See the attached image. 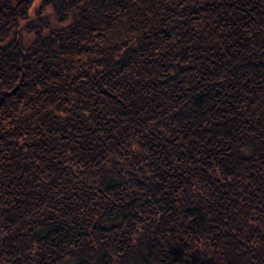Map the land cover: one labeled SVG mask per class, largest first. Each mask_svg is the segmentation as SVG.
I'll list each match as a JSON object with an SVG mask.
<instances>
[{
  "label": "trees",
  "instance_id": "trees-1",
  "mask_svg": "<svg viewBox=\"0 0 264 264\" xmlns=\"http://www.w3.org/2000/svg\"><path fill=\"white\" fill-rule=\"evenodd\" d=\"M32 1H0V264H264V0Z\"/></svg>",
  "mask_w": 264,
  "mask_h": 264
},
{
  "label": "rangeland",
  "instance_id": "rangeland-1",
  "mask_svg": "<svg viewBox=\"0 0 264 264\" xmlns=\"http://www.w3.org/2000/svg\"><path fill=\"white\" fill-rule=\"evenodd\" d=\"M39 3H40V0H33L32 1L31 5L27 9V15L29 16V18L31 17V19H32L34 17L35 9L39 5ZM29 18L26 21H23V22L27 23Z\"/></svg>",
  "mask_w": 264,
  "mask_h": 264
},
{
  "label": "flooded vegetation",
  "instance_id": "flooded-vegetation-1",
  "mask_svg": "<svg viewBox=\"0 0 264 264\" xmlns=\"http://www.w3.org/2000/svg\"><path fill=\"white\" fill-rule=\"evenodd\" d=\"M0 1H1V2H6V0H4V1H3V0H0ZM1 2H0V3H1Z\"/></svg>",
  "mask_w": 264,
  "mask_h": 264
}]
</instances>
